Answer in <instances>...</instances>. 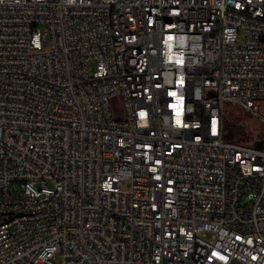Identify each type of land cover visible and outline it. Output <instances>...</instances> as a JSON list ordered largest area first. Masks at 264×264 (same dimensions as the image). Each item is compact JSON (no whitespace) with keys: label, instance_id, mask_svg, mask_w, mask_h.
Returning <instances> with one entry per match:
<instances>
[{"label":"built area","instance_id":"obj_1","mask_svg":"<svg viewBox=\"0 0 264 264\" xmlns=\"http://www.w3.org/2000/svg\"><path fill=\"white\" fill-rule=\"evenodd\" d=\"M0 264H264V0H0Z\"/></svg>","mask_w":264,"mask_h":264},{"label":"rangeland","instance_id":"obj_2","mask_svg":"<svg viewBox=\"0 0 264 264\" xmlns=\"http://www.w3.org/2000/svg\"><path fill=\"white\" fill-rule=\"evenodd\" d=\"M240 38H243V33L240 34ZM91 65L93 67L94 63L92 62ZM225 112L227 114L226 122L235 124L240 129V134L235 136L233 140L253 144L261 130L260 124L254 118L236 109L227 108ZM245 130H248V132H245ZM121 188L123 190H129L131 188V182L129 180L123 181ZM56 261L59 262V257L56 258Z\"/></svg>","mask_w":264,"mask_h":264},{"label":"trees","instance_id":"obj_3","mask_svg":"<svg viewBox=\"0 0 264 264\" xmlns=\"http://www.w3.org/2000/svg\"><path fill=\"white\" fill-rule=\"evenodd\" d=\"M227 129H228V135L227 139L233 140L235 136H237L240 133L239 127L235 124L227 123Z\"/></svg>","mask_w":264,"mask_h":264}]
</instances>
